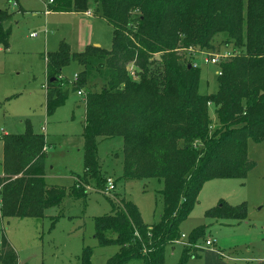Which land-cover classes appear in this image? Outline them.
<instances>
[{"label": "trees", "instance_id": "1", "mask_svg": "<svg viewBox=\"0 0 264 264\" xmlns=\"http://www.w3.org/2000/svg\"><path fill=\"white\" fill-rule=\"evenodd\" d=\"M91 6L112 28L111 47L88 44L72 52L60 41L56 50L45 54L46 114L52 115L70 91L84 92L83 178L99 172L105 180L96 139L119 137L121 177L161 181L163 211L157 223L145 225L136 205L121 197L111 202L110 214L94 218L93 237L99 246H118L106 264H163L164 246L178 238L179 224L196 203L202 184L212 178L244 179L256 165L248 158L247 141L264 140V0H52L46 10L84 13ZM9 17L0 9L4 49L9 29L3 23ZM216 41L232 55L218 64L216 91L201 94L199 70L187 67L182 51L198 47L213 53ZM156 53L159 63L152 59ZM72 61L80 69L69 83L60 75ZM130 64L141 73L138 82L126 76ZM94 71L106 78L97 90L89 78ZM45 145L44 135L29 124L23 133L2 136L1 218H41L46 207L58 205L66 195H86L77 181L69 189L44 182ZM246 212L244 202L219 201L204 214L241 221ZM203 233V226L194 228L189 245ZM190 252L184 248L179 264ZM90 256L91 250L83 248L82 264H90ZM0 260L15 264L6 240Z\"/></svg>", "mask_w": 264, "mask_h": 264}, {"label": "rangeland", "instance_id": "2", "mask_svg": "<svg viewBox=\"0 0 264 264\" xmlns=\"http://www.w3.org/2000/svg\"><path fill=\"white\" fill-rule=\"evenodd\" d=\"M47 2L0 0V9L10 13L3 23L4 28L9 29V46L4 49L0 44V176L3 174L2 136L23 133L29 124L33 132L45 137L44 182L69 189L77 181L86 195L79 198L66 195L58 205L46 207L41 218L0 217V248L3 240L10 244L15 264H82L83 248L91 250L90 264H106L118 251V246L97 244L93 237L94 218L110 214L111 202H120L122 197L136 205L145 225L152 226L163 211L159 193L162 183L157 178L126 180L121 177L123 157L119 137L96 139L98 162L105 180L99 172L83 178V98L76 91H70L52 115L46 114V89L42 85L45 76L47 81V73L45 75L43 57L48 51L56 50L60 41L67 43L72 52H81L88 44L110 49L112 28L103 18L94 15L93 6L87 10L90 14L87 16L46 11ZM214 44V53L224 50L219 42ZM199 51L210 52L198 47L182 52L184 59L189 60L187 64L199 70L198 92L213 93L217 89L218 65L206 63ZM152 59L159 63V54H153ZM79 69L72 61L63 67L60 77L70 83ZM126 72L129 81H139L141 73L134 71L131 64ZM89 78L95 90L106 80L96 71ZM208 112L213 123L216 122L211 105ZM196 143L202 146L201 140ZM247 155L256 165L244 179L212 178L202 184L196 203L179 224L178 239L184 244L167 243L163 249V264H179L186 247L194 254L190 252L183 264H264V140L248 139ZM107 179L114 184L112 196L104 194ZM219 201L228 205L246 203L245 218L237 221L206 217L205 210ZM200 225L204 227L203 235L189 245L192 231ZM207 239L215 240L213 250L205 247ZM0 264L4 263L0 260ZM124 264L142 262L131 260Z\"/></svg>", "mask_w": 264, "mask_h": 264}, {"label": "built area", "instance_id": "3", "mask_svg": "<svg viewBox=\"0 0 264 264\" xmlns=\"http://www.w3.org/2000/svg\"><path fill=\"white\" fill-rule=\"evenodd\" d=\"M49 2H51L52 0H48ZM86 13H88L86 11ZM89 14V13H88ZM90 15V14H89ZM31 35H34V33H32ZM189 49H192V48H189ZM200 54L204 55V61L206 63H212V64H219L221 61H224L226 59H229L231 57V53L227 52V51H223V52H217V53H212V52H205V51H199ZM218 74L220 73L219 71L217 72ZM76 73L74 74L72 80H75L76 79ZM78 95L82 96L83 93L81 91H77L76 92ZM114 190V184L112 182L111 179H107V183H106V189L104 191V194L106 195H110L112 196V194H110L112 191ZM183 236V234H181V237ZM215 240L213 239H207L206 240V245L205 247L206 248H210V249H213V243H214ZM173 242H179V243H183L180 239H175L173 240ZM184 244V243H183ZM212 246V247H211Z\"/></svg>", "mask_w": 264, "mask_h": 264}, {"label": "crops", "instance_id": "4", "mask_svg": "<svg viewBox=\"0 0 264 264\" xmlns=\"http://www.w3.org/2000/svg\"><path fill=\"white\" fill-rule=\"evenodd\" d=\"M47 11V10H46ZM84 14H86L87 16H90L88 13L84 12ZM32 33H30L29 35L30 36H34V35H31ZM43 60H44V63H45V57H43ZM62 72V71H61ZM45 75H46V69H45ZM63 75V74H62ZM64 76V75H63ZM45 85H46V76H45V83L42 85L44 88H45ZM46 89V88H45ZM46 92V90H45ZM214 249V248H213ZM211 249V250H213Z\"/></svg>", "mask_w": 264, "mask_h": 264}, {"label": "water", "instance_id": "5", "mask_svg": "<svg viewBox=\"0 0 264 264\" xmlns=\"http://www.w3.org/2000/svg\"><path fill=\"white\" fill-rule=\"evenodd\" d=\"M94 46H98V44H95ZM187 66H188V67H190V66H191V64H187ZM51 79H53V78H51Z\"/></svg>", "mask_w": 264, "mask_h": 264}]
</instances>
